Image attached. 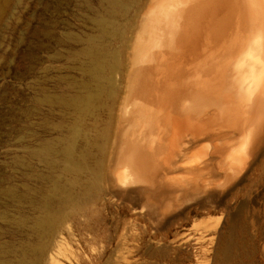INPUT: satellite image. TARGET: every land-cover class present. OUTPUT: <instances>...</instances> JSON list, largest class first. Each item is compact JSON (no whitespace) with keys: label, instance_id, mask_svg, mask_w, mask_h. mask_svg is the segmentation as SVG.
I'll return each instance as SVG.
<instances>
[{"label":"rangeland","instance_id":"374dc122","mask_svg":"<svg viewBox=\"0 0 264 264\" xmlns=\"http://www.w3.org/2000/svg\"><path fill=\"white\" fill-rule=\"evenodd\" d=\"M123 1L0 0V264H264L262 148L223 187L176 184L166 170L144 175L159 185L153 197L111 184L120 90L148 2Z\"/></svg>","mask_w":264,"mask_h":264},{"label":"bare ground","instance_id":"6f19581e","mask_svg":"<svg viewBox=\"0 0 264 264\" xmlns=\"http://www.w3.org/2000/svg\"><path fill=\"white\" fill-rule=\"evenodd\" d=\"M126 68L111 184L151 197L159 185L144 175L166 170L176 184L214 189L249 170L264 150V0H148ZM54 146L40 151L51 155ZM62 150L75 168L73 144ZM50 202L51 196L42 201L46 224L53 221ZM54 249L63 254L59 241Z\"/></svg>","mask_w":264,"mask_h":264}]
</instances>
